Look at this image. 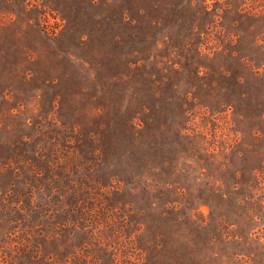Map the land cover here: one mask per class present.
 <instances>
[{
    "label": "rangeland",
    "instance_id": "rangeland-1",
    "mask_svg": "<svg viewBox=\"0 0 264 264\" xmlns=\"http://www.w3.org/2000/svg\"><path fill=\"white\" fill-rule=\"evenodd\" d=\"M0 264H264V0H0Z\"/></svg>",
    "mask_w": 264,
    "mask_h": 264
}]
</instances>
